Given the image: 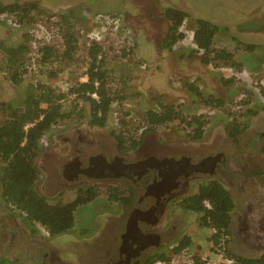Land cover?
<instances>
[{"label": "rangeland", "instance_id": "1", "mask_svg": "<svg viewBox=\"0 0 264 264\" xmlns=\"http://www.w3.org/2000/svg\"><path fill=\"white\" fill-rule=\"evenodd\" d=\"M13 2L36 4L44 14L36 12L40 23L23 27L13 24L9 16L0 15V42L12 44L26 41L22 38L25 32L29 34L27 44L31 51L30 72L18 85L9 81L10 72L4 70L5 57L0 51V108L9 103H21L26 88L31 84L43 83L52 86L58 93L67 92L71 84L84 80L82 75L88 65L87 46L92 41L99 42L109 57L106 64L113 71L115 80L111 86L122 91L125 100L113 103L105 127L90 128L87 105H83V119L74 116L63 122H80L81 127L94 132L98 145L102 144L105 149L118 148L113 133L129 129L140 139L138 148L131 150L134 154L130 157L135 159L150 155L177 157L183 153L198 160L206 155L222 154L221 158L225 161L222 165L227 168L220 167L217 175L206 174L186 195L196 194L198 187L209 180L222 182L236 204L226 248L238 257H261L264 254V184L254 172L264 171V0H0V5ZM167 7L181 9L189 16L180 28L185 37L172 50H161L159 44L168 34L169 27L162 16ZM65 17L75 24L74 31L78 35L76 62L68 63L67 67L54 64L51 69L47 67L40 72L35 61L38 49L42 44L62 43L58 29L51 21L56 23ZM197 19L209 20L219 26L213 46L232 53L239 67L225 66L220 62L217 66L205 65L202 53L193 52L196 49L193 35ZM247 46L255 48L249 51ZM129 48L133 49V55L123 57V50ZM51 70H59L60 73L50 76L48 71ZM188 83H194L204 97L222 99L224 104L221 107L206 105L189 90ZM74 99L75 96L71 95L63 101L65 112L75 111ZM157 99L174 105L184 116L202 115L206 121L202 138L191 139L190 129H185L178 120L158 126L155 132H144L142 116L149 109L159 110ZM1 119L3 115L0 113ZM122 120L128 124L127 127ZM235 122L241 131L237 136H231L229 129ZM56 131L61 133L64 130ZM66 134L63 133V136L66 137ZM50 136L51 132L41 140L42 150L37 159L41 168L38 189L49 196L53 193L49 189L52 178L49 177L48 157L53 148ZM106 185L100 192L99 203L79 212L81 218L88 220L100 213L97 217L99 227L104 224L107 213L102 212L106 208L115 214L121 212V204L112 203L108 198ZM123 185L129 186L127 182ZM118 189L126 195L122 187ZM60 196L70 200L74 194L65 191ZM49 200L53 202L55 199ZM181 208L171 210L169 217L160 221L159 226L172 233L169 238L174 240L159 252L172 257L173 248L190 239L188 253L177 258L180 264L191 261L195 256H219L211 250L213 230L202 226L201 214ZM7 210L12 208L3 200L0 187V255L15 258L19 254V264H35L25 258V254L29 255L32 250L26 239L19 237L18 251L17 246L10 245L11 237L6 225L10 217L4 212ZM35 227L43 241L49 240L43 226L36 224ZM25 238H28V243L32 241L29 236ZM169 238L166 237L165 241ZM49 245H52L51 242ZM67 245L52 246L56 251V263L68 261L70 253L81 252L74 245L65 247ZM59 253L60 260L57 257ZM71 259L74 260L73 257Z\"/></svg>", "mask_w": 264, "mask_h": 264}, {"label": "trees", "instance_id": "2", "mask_svg": "<svg viewBox=\"0 0 264 264\" xmlns=\"http://www.w3.org/2000/svg\"><path fill=\"white\" fill-rule=\"evenodd\" d=\"M44 14L36 4H25L13 2L0 5V15L9 16L12 22L19 27L35 25L40 23V18L35 13ZM162 16L168 21V34L161 40L159 48L161 50H172L178 41L185 37L180 31L188 13L175 8L167 7L162 12ZM48 20V19H47ZM51 23L58 29V34L62 38L59 45L42 44L38 49L35 58L38 71L44 68L50 69L54 64H64L76 62L78 53V35L74 31L75 24L70 23L67 18ZM17 26V27H18ZM219 26L205 19H197L193 41L196 45L194 53L201 52L205 65H218L222 63L229 67H239L234 61L233 54L226 50L216 49L214 39L219 32ZM28 33L23 32L22 38L26 41L19 43L0 42V51L5 57L4 70L9 71V81L18 85L24 80L25 74L30 72L29 59L30 46L27 44ZM254 46H247L249 51L254 50ZM130 49V48H129ZM124 49L122 56L133 55V49ZM87 67L83 73L84 80H78L71 84L67 92H56L55 88L43 83L31 84L26 88L25 98L21 103H9L4 108H0L3 119L0 120V187L1 196L7 206L12 210L24 213L25 220L29 224H39L50 234L57 236L69 232L75 225V211L84 204L93 201L101 193H89L84 198L79 196L73 202H57L52 204L48 198L38 189L40 170L37 159L41 153V140L51 132L54 125L59 122L73 119V117L84 118L83 105L89 109L90 124L92 126L105 127L112 112V105L115 102L122 103L125 95L122 91L114 90L111 84L115 80L113 71L106 62L108 57L104 47L97 41H92L86 49ZM51 65V67H50ZM60 70H63L61 68ZM50 76H57L60 72L48 71ZM7 73V72H6ZM187 87L199 99L208 106L221 107L224 104L222 99L214 97H204L200 89L194 83H188ZM75 96V111L65 112L63 101L69 96ZM95 95V96H94ZM159 110H147L141 119L145 131L155 132L158 126L167 125L174 121H179L185 129H190L191 139L202 138L204 117L184 116L174 105H167L157 99ZM81 104V106H80ZM127 114V113H126ZM125 127L128 126L122 120ZM124 127V128H125ZM231 130V131H230ZM135 132V130H133ZM230 135L237 136L240 127L237 122L230 126ZM129 129H123L119 133H113L117 138L120 152H128L138 148L140 139L133 135ZM264 184V171H255ZM115 192L108 191L111 201H124L127 205L133 202L132 192L129 195H122L120 189L116 187ZM89 191V190H88ZM182 208L201 214V224L213 230L212 241L215 248L219 247L221 239L230 234L232 215L236 208L234 199L230 191L218 179L209 180L199 186L196 194L186 198L182 202ZM190 239L180 242L173 248L172 257L163 252H157L146 264H172L171 261L176 255H180L188 248ZM228 257L233 258L240 264H264V254L259 258H243L233 255L228 248L225 249ZM196 264H201L200 256H195ZM0 264H13L10 259L0 257Z\"/></svg>", "mask_w": 264, "mask_h": 264}, {"label": "flooded vegetation", "instance_id": "3", "mask_svg": "<svg viewBox=\"0 0 264 264\" xmlns=\"http://www.w3.org/2000/svg\"><path fill=\"white\" fill-rule=\"evenodd\" d=\"M78 123L61 121L51 130L50 143L53 148L48 159L49 177L52 178L49 189L53 193L51 196L44 195L48 200L55 199L53 202L49 200L52 204L60 201L73 202L79 196L84 198L95 191L100 193L107 184L106 191L115 192L116 187H122L126 195L132 192L133 202L127 205L121 201V212L116 214L106 208L102 212L107 213L104 224L99 227L97 217L100 213L89 220L81 218L79 214L80 209L88 210L97 205L99 196L76 209L75 225L69 232L57 236H50L47 232L49 240L44 241L36 231V224L30 225L25 220L24 213L7 210L4 212L10 217L6 224L11 237L9 243L17 246L18 251L19 237L26 239L32 250L29 255L25 254V258L35 264H59L56 263V251L53 248L62 244H72L81 252L70 253L69 260L61 261L60 264L72 261H75L73 264H146L147 260L174 240H170L172 233L159 226L160 221L168 218L171 210L182 205L188 198L186 194L203 176L217 175L220 167L227 168L222 165L225 164L222 154L206 155L198 160L183 153L177 157L150 155L135 159L130 157L134 154L131 151L129 154L120 152L116 146L111 149H105L102 144L99 146L94 132ZM89 126L99 128L91 124ZM59 129L64 131L56 133ZM65 132L66 137L63 136ZM152 157L158 161L142 164ZM123 165H127L125 170L122 169ZM38 168L41 172V168ZM126 182L129 186L123 185ZM65 191L74 194V197L65 200L60 196ZM172 227L176 228L175 225ZM28 236L32 238L30 243L25 238ZM166 237H170L168 241H165ZM68 245L65 247H69ZM226 245L228 246V242ZM57 257L60 260V253ZM8 259L13 264L21 262L19 254Z\"/></svg>", "mask_w": 264, "mask_h": 264}, {"label": "built area", "instance_id": "4", "mask_svg": "<svg viewBox=\"0 0 264 264\" xmlns=\"http://www.w3.org/2000/svg\"><path fill=\"white\" fill-rule=\"evenodd\" d=\"M226 243H227V236L221 239L219 247L215 248V250H214V245L212 244L211 250L213 251L215 255L219 254V256H216L215 258H206V257L200 256V262H202L201 264H240V263H237L233 258H230L227 256V254L225 253ZM187 251L188 249H185L180 255H184L185 253H188ZM180 255L174 256L171 263L180 264V262L177 260V258H179ZM157 264H164V263L158 262ZM185 264H196L195 257H193L191 261H188Z\"/></svg>", "mask_w": 264, "mask_h": 264}, {"label": "water", "instance_id": "5", "mask_svg": "<svg viewBox=\"0 0 264 264\" xmlns=\"http://www.w3.org/2000/svg\"><path fill=\"white\" fill-rule=\"evenodd\" d=\"M158 160L157 159H155V158H149L148 160H146V161H144L142 164L143 165H146V164H149L150 162H157ZM107 166H109V167H111L112 165L111 164H107ZM127 165H123L122 166V169L123 170H125V167H126ZM130 166V165H129ZM125 176H128V175H125Z\"/></svg>", "mask_w": 264, "mask_h": 264}, {"label": "crops", "instance_id": "6", "mask_svg": "<svg viewBox=\"0 0 264 264\" xmlns=\"http://www.w3.org/2000/svg\"><path fill=\"white\" fill-rule=\"evenodd\" d=\"M112 203L118 204V203H121V201H116V202H112ZM121 205H122V204H121Z\"/></svg>", "mask_w": 264, "mask_h": 264}]
</instances>
